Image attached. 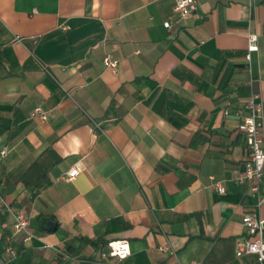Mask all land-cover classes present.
<instances>
[{
	"label": "crops",
	"instance_id": "1",
	"mask_svg": "<svg viewBox=\"0 0 264 264\" xmlns=\"http://www.w3.org/2000/svg\"><path fill=\"white\" fill-rule=\"evenodd\" d=\"M195 2L182 21L175 0H0V191L35 235L0 203L8 264H257L234 243L255 211L238 128L255 98L264 131V0ZM114 240L130 258L102 256Z\"/></svg>",
	"mask_w": 264,
	"mask_h": 264
},
{
	"label": "built area",
	"instance_id": "2",
	"mask_svg": "<svg viewBox=\"0 0 264 264\" xmlns=\"http://www.w3.org/2000/svg\"><path fill=\"white\" fill-rule=\"evenodd\" d=\"M175 13L180 20L186 21L191 18L196 12L195 0H175ZM164 27L171 28V23L166 22ZM258 36L255 34L248 35V51L249 53L257 50ZM250 59V55H248ZM104 67L117 72L118 61L107 56L103 62ZM248 113L243 117L239 125L238 131L244 135L248 157L244 168L237 178L238 184L246 185L249 188V196L255 200L254 212L244 215L242 223L245 228L244 235L235 239L234 251L238 258L244 256H254L257 264H264V219L258 214V211L264 206V131L262 122V109L256 103L255 98H252L247 103ZM32 118H38L42 121L48 119V114L42 108H36L31 114ZM8 148L1 151V157L7 156ZM79 174L78 168L71 169L63 179L71 181ZM213 179V178H211ZM216 190L220 194L226 192V188L222 183L214 184ZM0 203L6 207L7 211L14 215L13 230L15 235H23L24 242L29 243L34 240L35 235L32 233L31 218L25 210L14 211L6 203L0 191ZM106 252L102 253L103 257L110 258L119 262L125 261L132 255L130 243L127 240H114L107 243ZM162 251H168V248H162ZM13 257L17 256L16 251L11 250ZM108 264H115L110 262ZM192 264H199L193 262Z\"/></svg>",
	"mask_w": 264,
	"mask_h": 264
},
{
	"label": "trees",
	"instance_id": "3",
	"mask_svg": "<svg viewBox=\"0 0 264 264\" xmlns=\"http://www.w3.org/2000/svg\"><path fill=\"white\" fill-rule=\"evenodd\" d=\"M43 229L47 230V231H52L53 229H48L47 226H46V222H43V225H42ZM107 246V243L103 244V247H106ZM0 259L3 260V258L1 257L0 255ZM4 261V260H3ZM5 264H8L7 261H4Z\"/></svg>",
	"mask_w": 264,
	"mask_h": 264
},
{
	"label": "water",
	"instance_id": "4",
	"mask_svg": "<svg viewBox=\"0 0 264 264\" xmlns=\"http://www.w3.org/2000/svg\"><path fill=\"white\" fill-rule=\"evenodd\" d=\"M53 225H54V223H49V224H48V227L50 228V227H52ZM0 264H4V263L0 262Z\"/></svg>",
	"mask_w": 264,
	"mask_h": 264
}]
</instances>
